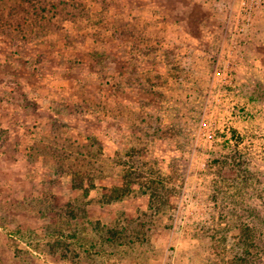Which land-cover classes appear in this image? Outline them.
Segmentation results:
<instances>
[{"label": "rangeland", "instance_id": "374dc122", "mask_svg": "<svg viewBox=\"0 0 264 264\" xmlns=\"http://www.w3.org/2000/svg\"><path fill=\"white\" fill-rule=\"evenodd\" d=\"M243 226L264 264V0H0V264H230Z\"/></svg>", "mask_w": 264, "mask_h": 264}, {"label": "trees", "instance_id": "16d2710c", "mask_svg": "<svg viewBox=\"0 0 264 264\" xmlns=\"http://www.w3.org/2000/svg\"><path fill=\"white\" fill-rule=\"evenodd\" d=\"M131 158V157H130ZM121 162V161H120ZM138 176V173L132 165H128L124 167L122 171V185L114 186L110 189L104 188L103 199L106 200L107 203L114 201H121L129 194H131V185L134 183L135 176ZM72 187L74 189H80L84 191L85 195H88L89 189L84 186V182L81 180V176L79 173L74 172L72 175ZM78 182V183H77ZM89 188H94V185H89ZM144 188V187H143ZM151 188H148L150 193V203L149 208H153L152 201L157 198L160 199L159 195L154 194V191H151ZM164 200V199H163ZM256 245L253 240L252 231L248 226H243L240 229V236L237 239V249L231 257L230 264H250V258L252 254V249H255Z\"/></svg>", "mask_w": 264, "mask_h": 264}, {"label": "built area", "instance_id": "2783aa9c", "mask_svg": "<svg viewBox=\"0 0 264 264\" xmlns=\"http://www.w3.org/2000/svg\"><path fill=\"white\" fill-rule=\"evenodd\" d=\"M244 19L246 21H249L250 20V17L249 16H246V17H244ZM226 69H227V67L224 64V66L222 68L217 69L216 72L214 73L215 80H217L218 83H221L223 85H226L227 83L230 84L231 81H232V79H231L232 77H231L230 73L229 74L226 73V72H228V71H226ZM222 82H224L225 84L222 83Z\"/></svg>", "mask_w": 264, "mask_h": 264}]
</instances>
